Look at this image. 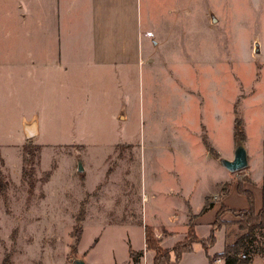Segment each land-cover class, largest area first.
Listing matches in <instances>:
<instances>
[{"label": "rangeland", "instance_id": "rangeland-1", "mask_svg": "<svg viewBox=\"0 0 264 264\" xmlns=\"http://www.w3.org/2000/svg\"><path fill=\"white\" fill-rule=\"evenodd\" d=\"M6 1L11 10L15 0ZM239 10L215 27L210 65L185 47L179 59L164 56L144 76L138 66L129 72L79 64L72 68L70 91L59 88L56 102L39 95V86H28L19 110L13 109L18 99L10 85L0 83V264H130L129 243L142 246L146 220L170 216L166 189L212 175L211 155L233 159L240 143L248 164L230 169L231 186L248 181L254 196L263 195L264 0H243ZM89 14L88 0H73L72 20L62 17L67 31L72 23V47L86 52L93 45ZM13 17L0 12V24L19 30L23 47H31L36 40L27 33L35 32L34 20L18 24ZM49 26L47 43L55 47L57 26L52 20ZM15 41L12 36L5 45ZM24 115L35 120L22 136ZM237 118L246 135L240 142ZM29 142L39 148L24 151ZM225 211L240 218L233 208ZM229 230L240 232L234 222ZM202 246L192 252L198 264H208ZM214 264L225 263L217 258ZM248 264H264V254H254Z\"/></svg>", "mask_w": 264, "mask_h": 264}, {"label": "crops", "instance_id": "crops-1", "mask_svg": "<svg viewBox=\"0 0 264 264\" xmlns=\"http://www.w3.org/2000/svg\"><path fill=\"white\" fill-rule=\"evenodd\" d=\"M61 1L64 9L63 16ZM242 1L88 0L89 33L93 45L92 52L90 50L86 52L82 48L71 45L74 33L71 28L72 23L69 24L68 31L65 28L67 18L65 16L63 20L64 15L66 14L70 20L73 18V0H29L32 5L28 3L26 9L24 5L26 0H15L11 10L7 8L6 0H0L4 3V7L0 6V12L3 11L4 16L13 12L16 23L26 22L32 17L36 24L35 32L27 33V36L36 40L32 42L31 47H23L21 41L23 34L19 30L11 32L0 24V83L10 85L9 91L18 99L13 109L19 110L21 107L18 105H22L25 100L23 97L25 88L28 86L33 88L39 86V95L42 93L48 97V101L56 102L59 88H63L64 93L70 91L72 68L75 65L80 66L79 64L110 65L129 72L138 66L144 76L147 72H151L154 64L160 65L165 62L164 56L169 58L175 55L176 57L185 47L197 61L203 65L206 63L210 65L211 61L214 63L216 55L215 27L219 23L228 22L231 14L240 15ZM56 7H58L57 16ZM51 20L53 27L57 26V30H53L55 47H50L47 43ZM185 25L187 28L190 27V30L185 32ZM12 36L16 40L13 46L5 45ZM89 54L92 57H85ZM176 58L175 60L178 61ZM181 60L179 61L182 62ZM76 68L79 69V67ZM40 89H42L41 92ZM120 117L125 118L126 114L123 112ZM31 120L35 119L28 115L22 116L20 126L22 136ZM31 135L33 134H29ZM219 150L221 151L220 148ZM206 152L209 153L207 148ZM211 157L215 159L213 165L209 166L212 175L198 176L192 185L182 182L175 189L172 187L166 189V196L169 197L171 205L168 208L170 216L167 219L152 222L146 220V225L153 226L161 245L172 247L186 237L191 215H193L197 235L203 238L208 237L219 217L221 207L225 206L226 208L220 213L221 223L215 229L219 232L216 238L220 239L222 244L213 251L212 246L215 240L210 249H206L208 264H210L209 254L212 255L224 249L226 235L230 231L229 223L236 217H232L225 210L250 207L247 195H243V192L237 189V184L233 187L227 185L231 184L232 175L231 170L223 163V158L229 159V157L223 153L220 160L212 155ZM251 173L253 170L249 167L250 180H252ZM247 185L248 181L244 187L247 188ZM207 201H213V204L209 209L203 210ZM263 204L264 193L262 196L255 194V208L259 210ZM179 224L181 228L178 229ZM200 244H202L200 241H195L193 248L185 251L176 264H183L185 261H188V264H198L192 250L195 247L200 249ZM129 246L130 264H135L132 250L134 252L143 250L137 264H144L146 261L148 264H154L155 250L147 248L145 231L142 246L135 248L132 243H129ZM174 258L175 254L172 252L171 259L174 260Z\"/></svg>", "mask_w": 264, "mask_h": 264}, {"label": "trees", "instance_id": "trees-1", "mask_svg": "<svg viewBox=\"0 0 264 264\" xmlns=\"http://www.w3.org/2000/svg\"><path fill=\"white\" fill-rule=\"evenodd\" d=\"M235 137L239 140V142L246 137L241 126V121L238 118L235 121ZM33 147L39 148V146H34L33 143L29 142L24 144L23 149L26 152H33ZM3 183V179H0V185ZM227 185L230 187L231 184L229 183ZM237 189L247 195L250 207L244 209L233 208L234 212L239 215L240 218L232 221L231 223H237L239 225L240 232H234L232 230L227 232L224 249L212 255L209 254L210 264H214V260L218 257H222L225 264H248L251 262L254 254H264V239L260 238V234L264 233V204L259 210H257L254 206V192L250 188L244 187L241 182H238ZM211 205L212 202L207 201L203 210L209 209ZM225 208V206L221 207L219 217H217L210 235L206 238L197 235L193 222V215H191L186 237L175 243L172 247L162 246L160 238L156 235L153 226L146 225L145 241L147 248L155 250L154 264H176L185 251H189L193 248V243L195 241H200L202 245L208 249L216 240L215 229L216 226L221 223L220 213ZM233 234L234 238L232 236ZM172 252L175 254L174 260L171 259ZM131 253L134 263L137 264L140 256L143 254V250L136 252L132 250ZM242 254L246 255L242 256Z\"/></svg>", "mask_w": 264, "mask_h": 264}, {"label": "water", "instance_id": "water-1", "mask_svg": "<svg viewBox=\"0 0 264 264\" xmlns=\"http://www.w3.org/2000/svg\"><path fill=\"white\" fill-rule=\"evenodd\" d=\"M223 163L231 170H238L244 168L248 164L247 150L245 146L240 143L235 151V156L233 159L223 158ZM80 168L83 166L80 164ZM78 264H86L85 261L80 260Z\"/></svg>", "mask_w": 264, "mask_h": 264}, {"label": "built area", "instance_id": "built-area-1", "mask_svg": "<svg viewBox=\"0 0 264 264\" xmlns=\"http://www.w3.org/2000/svg\"><path fill=\"white\" fill-rule=\"evenodd\" d=\"M246 254H242V256H245ZM218 258H220V259H222V257H218Z\"/></svg>", "mask_w": 264, "mask_h": 264}]
</instances>
